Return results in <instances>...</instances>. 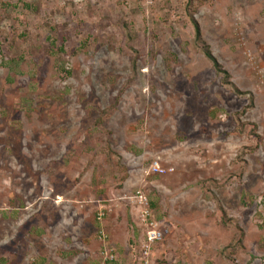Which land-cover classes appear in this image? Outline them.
I'll use <instances>...</instances> for the list:
<instances>
[{"label":"rangeland","instance_id":"obj_1","mask_svg":"<svg viewBox=\"0 0 264 264\" xmlns=\"http://www.w3.org/2000/svg\"><path fill=\"white\" fill-rule=\"evenodd\" d=\"M146 262L264 264V0H0V264Z\"/></svg>","mask_w":264,"mask_h":264},{"label":"trees","instance_id":"obj_2","mask_svg":"<svg viewBox=\"0 0 264 264\" xmlns=\"http://www.w3.org/2000/svg\"><path fill=\"white\" fill-rule=\"evenodd\" d=\"M196 32H197L198 39H200L201 33H200V28L198 25H196ZM205 55L213 63V65H214V67L218 73L225 75V77L229 76L228 73L225 70H223V68L221 67L219 62L216 60V58L213 56V54L211 53V51L208 48L205 50Z\"/></svg>","mask_w":264,"mask_h":264},{"label":"built area","instance_id":"obj_3","mask_svg":"<svg viewBox=\"0 0 264 264\" xmlns=\"http://www.w3.org/2000/svg\"><path fill=\"white\" fill-rule=\"evenodd\" d=\"M156 237H157V236H156L155 232H152V233L150 234V238H149V240H150L151 242H154V241H156ZM145 255H146V256L149 255L148 247H146ZM146 264H148V262H146Z\"/></svg>","mask_w":264,"mask_h":264}]
</instances>
